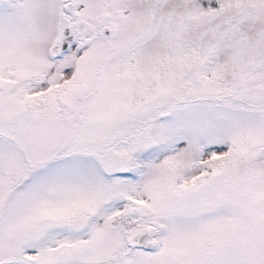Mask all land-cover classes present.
Listing matches in <instances>:
<instances>
[{
	"label": "snow or ice",
	"instance_id": "1",
	"mask_svg": "<svg viewBox=\"0 0 264 264\" xmlns=\"http://www.w3.org/2000/svg\"><path fill=\"white\" fill-rule=\"evenodd\" d=\"M0 264H264V0H0Z\"/></svg>",
	"mask_w": 264,
	"mask_h": 264
}]
</instances>
